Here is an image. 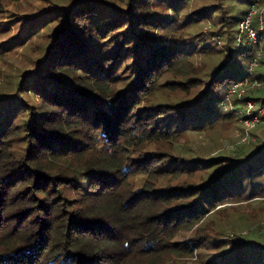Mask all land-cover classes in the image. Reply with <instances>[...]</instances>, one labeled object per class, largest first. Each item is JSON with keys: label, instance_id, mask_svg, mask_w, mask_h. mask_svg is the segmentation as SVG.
Returning <instances> with one entry per match:
<instances>
[{"label": "trees", "instance_id": "16d2710c", "mask_svg": "<svg viewBox=\"0 0 264 264\" xmlns=\"http://www.w3.org/2000/svg\"><path fill=\"white\" fill-rule=\"evenodd\" d=\"M122 1V15L102 0H74L68 10L35 18L58 27L38 60L42 73L23 75L14 99L0 98V264H171L195 249L212 251L199 254L201 264H264V235L252 230L249 216L224 206L264 185V142L239 148L221 168L222 156L205 165L178 154L189 131L226 120L221 89L251 78L249 62L264 56V31L259 42L236 46L233 25L253 0H218L184 15L186 27L197 30L208 17L203 10L215 8L219 25L211 35L226 33L225 50L207 36L192 42L198 34L178 18L184 0ZM221 52L228 61L215 62ZM164 74L173 83L167 92L158 89ZM28 87L40 99L25 115L20 102ZM190 88L198 91L183 101H156ZM210 169L216 173L195 179ZM223 209L234 238H215L223 225L211 219L207 234L175 239Z\"/></svg>", "mask_w": 264, "mask_h": 264}, {"label": "rangeland", "instance_id": "374dc122", "mask_svg": "<svg viewBox=\"0 0 264 264\" xmlns=\"http://www.w3.org/2000/svg\"><path fill=\"white\" fill-rule=\"evenodd\" d=\"M73 1L74 0L0 1V98H2L3 100H5V98L14 99L16 95L15 89L17 83L19 82V80H21V77H23V75L31 78L36 77V72L40 74L42 73V64L38 60H42L44 58L45 47L51 41V36L53 35L54 30L58 27V21L53 19L52 21L43 23V25L41 24L45 20L46 15L50 17V15L54 14V12L58 13L62 10H68ZM102 1H105L111 7L115 8L116 12L119 15H122L121 13H124L126 6L125 4H123L122 0ZM184 1H186V4L183 5L178 15V18L181 21L180 27H184L185 30L188 29V31L190 30L192 32L195 29H189V25L186 27L188 23H184V21H186L184 15L188 17V15L194 13L196 9L202 6H209L210 4L215 3V1L219 3L218 0ZM179 4L180 1L178 3H175V7H178ZM233 4L237 6L238 3L234 1ZM244 8L245 6L243 5L241 9ZM215 10L216 9L213 7H209L203 10V12H205V14L208 15L210 19L208 20L207 17V19H205L204 22H202L201 25L198 26V29L195 30V33H197L198 35L197 37H193V39L191 40L195 44L199 42L198 40L200 38H204L207 36V38L209 39H215L216 43H214L213 45L217 49L225 50V47L222 45L223 43L225 44L226 33L225 35L221 34L219 37H217L216 35H211L212 30L216 29L219 25L216 19V16L219 13H213V11ZM155 14L156 13H153V15ZM220 14L222 16L227 15L226 11L224 13V9ZM44 15L45 18L40 23L35 20V18ZM33 20H35V24ZM108 20H112V17L108 18ZM31 23H33L34 26L30 28L29 26ZM128 29L129 25L126 23L123 24V30L127 31ZM233 29L237 30V24L233 25ZM200 32H202V35ZM161 33L166 35L165 32ZM259 43L261 47L264 43V39H261ZM243 46H245V44H241L239 47ZM260 55L261 54L259 52L255 55L257 57V66L251 72V78H249V80H256L257 75H264V56L262 57L261 62H259ZM236 58L239 59V56ZM222 59H227L228 61V58L225 57V52H221V54L219 53L217 56H215L214 61L219 62ZM131 61L132 59L128 58L125 63L130 64ZM197 61L199 62L201 61V59H197ZM210 67H208L207 69L210 70ZM209 70H207V72ZM119 71L120 70H115V74L118 76H124L125 71L118 73ZM135 73L136 71L127 73L126 78L128 82L134 79ZM58 76L61 78V81L65 83V85L69 86V84H72L62 76ZM167 76V74H164L159 80L160 83H164L167 81L165 87L163 86L161 88H158L162 92H167L166 88L173 85V83H171L170 81L171 79H168ZM240 83H246V86H238ZM30 85H32V82ZM235 86H238L236 88V91H234ZM28 88L29 90L25 94V98L21 99L20 102L21 108L23 107L25 109V115L27 114V111H29V108H36L38 106L40 99L38 94L34 93L30 89V87ZM120 88L124 91L128 90L127 85H121ZM197 91V88L188 89L186 94H183L179 91L171 94L174 96L173 98L167 97V93H161V97L157 98L156 101L160 102L161 104H173L174 102L177 103V100L183 101L184 96H192V93H196ZM221 92L223 93V99L220 103L222 104L223 110L226 113H229V115H226V120L216 125V127L211 131H189L178 142L181 143L179 151H182V154L178 153L180 154V157L186 156L187 158H201V160H203L206 165V162H209V158L222 156L221 162H219L218 165L219 168H221L224 165L229 164L230 159L235 158L237 154L236 151L239 150V148H241L240 150L253 148L255 144L264 142V104H262L261 101V97H264V88L259 89L256 87H251L249 86L248 82H242V80H239L235 81L233 86L224 87V89L222 88ZM248 97L251 98L248 100L255 102L256 110H254L256 111V113H258L260 108L263 110L262 114L258 113L257 115V118L260 119L259 123L257 122L258 120L253 121L252 123L249 122V124L244 121V117L246 115L245 102L247 101ZM2 103H5V101H2ZM250 110H252V107L250 108ZM4 114L5 112L3 113L2 117H4ZM15 122L20 124L21 120L15 119ZM161 150H163V148L157 149V152H160ZM175 151L177 152L178 149H176ZM215 173L216 171L214 172V170L211 171L210 169L208 174L205 175L203 170H201L195 174V179L200 180L204 176L211 177ZM262 182L264 184V180H262ZM258 186L259 187L255 189L253 188L251 192L250 187L248 189H245L244 193L241 196L235 197L234 201L229 202L224 206L229 208L231 207L232 210L236 211L235 214L249 216V221L252 222V230L258 231L262 235H264V185H261V182H258ZM227 212V209H223V211L218 210L210 213L208 217L203 218L193 227L187 229L183 233H180L176 236L175 239H188L190 236H196V234L198 233L207 234V231L209 230V222L211 223V219H214L213 226L215 224H218L219 221L223 225L221 229H217L220 230L219 232L213 233V236L215 238L219 239L221 237L225 240L234 238L238 234H235L230 230V227L228 226V219L231 217L229 215L231 213ZM235 221H238V219H236ZM248 232V230L241 229L239 236L245 238L249 234ZM201 252L205 255L207 254V252L212 251L195 249L191 254L185 253L177 256V259L171 262V264H201V260L203 259L199 258V254ZM243 255L244 254H241L240 257H243Z\"/></svg>", "mask_w": 264, "mask_h": 264}, {"label": "built area", "instance_id": "2783aa9c", "mask_svg": "<svg viewBox=\"0 0 264 264\" xmlns=\"http://www.w3.org/2000/svg\"><path fill=\"white\" fill-rule=\"evenodd\" d=\"M264 31V2L261 0H253L249 5L246 13L237 23V35H236V46L239 47L241 44L256 43L259 42V33ZM257 65V57L253 58L248 65V72L251 73ZM246 80V81H245ZM242 82H248L249 86L261 88L264 86V81L259 79L249 80L247 78L243 79ZM246 84V83H245ZM240 83L238 86L245 87L246 85ZM233 86V85H232ZM234 87V91L236 88ZM242 91V90H241ZM246 104V115H250L253 111L255 112L250 118H244V121L249 124L253 121L259 123L260 119L257 118L258 113L263 112L260 108L258 113H256L255 102L247 100ZM252 104V105H251ZM252 107V110L250 108ZM255 109V110H254Z\"/></svg>", "mask_w": 264, "mask_h": 264}]
</instances>
